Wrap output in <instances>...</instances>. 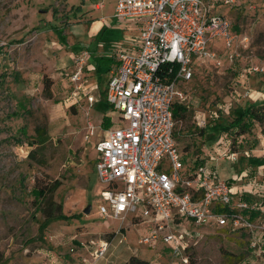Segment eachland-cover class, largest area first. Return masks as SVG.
Returning a JSON list of instances; mask_svg holds the SVG:
<instances>
[{"label": "rangeland", "instance_id": "obj_1", "mask_svg": "<svg viewBox=\"0 0 264 264\" xmlns=\"http://www.w3.org/2000/svg\"><path fill=\"white\" fill-rule=\"evenodd\" d=\"M96 2L102 7L97 9ZM115 3L0 0V264H61L69 258L77 262L78 253L88 255L85 246L110 239L104 234L116 231L108 251L94 264H123L131 255L150 264H175L179 260L172 245L162 238L138 243L155 226L150 217L142 215L140 207L123 220L105 219L97 207L101 184L95 171V141L120 120L100 98L104 90L92 88L97 98L93 104L86 98L72 103L69 75L74 67L72 58L82 50L92 55L112 52L117 43L115 31L107 27L96 31L99 23L93 27L89 23L98 17L106 20ZM215 13L230 21L240 39L246 38V46H239V55L230 63L222 40L215 38L209 46L218 50L220 64L193 61L191 79L176 80L183 94L179 100L187 112L174 120L173 136L183 163L198 158L215 170L216 179L231 178V186L240 179L246 163H253L246 159L250 149L246 146L256 143L257 134L254 130L236 137L228 127V138L232 141L235 136L236 145H240L230 148L238 152L235 159L224 157L223 148L213 146L223 132L221 122L229 123L237 115L242 88H248V69L251 65L264 67V0H234L230 4L219 0ZM213 41L218 44L212 45ZM245 69L246 80L239 77ZM103 71L101 87L109 68ZM91 74L97 79L95 72ZM256 74L264 82V70ZM229 98L232 107H237L226 119L221 106ZM103 117L109 118L110 125L105 126ZM90 127L94 134L85 138ZM199 128H203V135ZM41 130L45 134L38 137ZM249 157H253L250 152ZM55 179L60 180L53 193L59 211L46 218L37 209L39 201L34 200L32 190ZM261 188L264 190L263 185ZM86 207H90L89 212H84ZM256 221L264 226V210ZM171 230L183 235L184 240L188 234L197 235L187 251L191 264H264V229L253 233L226 231L183 219ZM238 255L243 256L241 262L236 261Z\"/></svg>", "mask_w": 264, "mask_h": 264}, {"label": "built area", "instance_id": "obj_2", "mask_svg": "<svg viewBox=\"0 0 264 264\" xmlns=\"http://www.w3.org/2000/svg\"><path fill=\"white\" fill-rule=\"evenodd\" d=\"M217 1L116 0L113 10V17L136 25L138 36L127 47L114 50L116 67L103 92L120 122L105 130L95 143V171L101 184L97 207L103 218L120 220L140 207L155 226L138 243L162 238L179 257L175 264H191L187 251L197 236L191 233L184 240L171 230L183 219L226 231L253 233L264 229L256 221L262 206L246 198L235 199L230 182L216 179L215 170L203 161L194 162L195 158L192 163H183L173 136L172 103L183 95L176 80L191 79L193 61L220 64L218 50L209 46L215 38L222 40L230 63L239 55V46H246V38L240 39L230 21L215 13ZM221 1L230 4L234 0ZM100 5L95 3V7ZM88 57L87 50L78 53L69 80L71 94H81L93 104L96 98L85 82ZM263 69L251 65L248 70ZM93 134L90 127L85 138ZM222 154L230 159L236 156L231 149ZM257 212L256 217L251 216ZM111 240L102 238L90 248L85 246L87 256L78 253L77 262L65 264H94L104 257ZM70 252L75 249L70 248Z\"/></svg>", "mask_w": 264, "mask_h": 264}, {"label": "crops", "instance_id": "obj_3", "mask_svg": "<svg viewBox=\"0 0 264 264\" xmlns=\"http://www.w3.org/2000/svg\"><path fill=\"white\" fill-rule=\"evenodd\" d=\"M101 7L102 5L96 8L99 9ZM113 10H114V7H113ZM94 20L95 21H93L92 23L91 21L89 23V25L92 24L91 27H93L95 23H99L98 25L95 26L96 31L97 30L101 31L103 29H106V27L108 30L109 29L114 30L115 35H116V41H117V43H115V46L112 49V52L105 51L102 54H96V55L89 54V57L87 59V66L85 69L86 70L85 82H89L88 85L90 86V88H93L95 91L100 92L101 90L103 91L105 89L106 82L112 70L115 69L116 67L117 62L115 61L113 57L114 50H116L120 46L127 47L128 45H130V43H132V41L138 36V28L130 20L117 19L113 17V11H112V14L108 16L106 20H105V17L103 18L98 17V18H95ZM211 44L214 45L218 43L213 41ZM71 61H72L71 63H73L74 58H72ZM104 68H109V71H108V76L104 81V87H101V82L103 78L102 76H100V74L104 72L103 71ZM72 71L73 69L70 71V73ZM91 72L93 73L95 72V76L97 79L90 77L92 76ZM248 73H249L248 88H246V85L243 86L242 88L243 91L240 93V98H238L239 103H240V106H239L240 108H238V110L236 111L237 115L231 118V121L237 116H239L242 113L243 109L247 107L248 105H258L264 102V82L259 81V78L257 77L256 72H251L248 70ZM246 76H247L246 69H245V73L243 72L239 73V77H244L245 80H246ZM262 78H264V75H262ZM253 86L255 88H253ZM70 95H71L70 98H71L72 103L78 102L79 99L84 98L82 97L81 94L76 95V97H74L72 94ZM100 98L104 99L102 95L100 96ZM95 102H97V98ZM232 105H234L232 104V98H229L227 100H224L221 106V109L223 110V115L224 116L227 115L225 117L226 119L230 116L231 111L235 110V107H237V106L232 107ZM214 115L215 117L219 116L216 114V112H214ZM223 121L221 122L220 128L225 127L223 126L224 124L227 126L231 125V121L229 123L223 122ZM254 126L257 127L258 130ZM230 130L236 132L234 134L236 137L238 136L243 137L244 135H246V133L248 135L250 131L253 132L254 130L257 134L256 136H254L255 139L257 140L256 143H253L251 146H246V148H250L248 152L246 151V155L248 157V158L246 157V159L253 161V163H249V162L246 163V169H242L241 172L243 173H241L240 179H238V177L236 176L238 180H236L235 183L234 182L231 183L230 193L235 199L246 198L247 201L257 202L260 206H262L261 208L262 209L261 212H262L264 210V190L261 188L262 185L264 186V157H262L264 156V133H262L261 125L258 122H254L248 129H246V131L240 134L239 133L237 134L238 131H236V128L234 126H232ZM222 131L223 132L218 137L217 141L214 143L213 148H223L224 151H222V153H224L225 150L228 151L230 148H237V146H240V145H236L235 136H233L232 141H231L230 138H228L227 130L222 129ZM96 142L97 140L95 141V143ZM249 152L251 153V156L253 157H249ZM235 153L238 154L237 151H235ZM247 170L250 171L249 175L247 174L248 172ZM230 179L231 178L227 180H230ZM243 188H245V191L243 190ZM240 189H242L241 192H239ZM121 227L124 229V226L122 225V226H119V230ZM116 233L117 231L114 233H107V234H112L110 235V239H112L114 235H116ZM65 261H68L67 263L75 262V260L73 261L71 258L67 260L65 259ZM65 261L62 260L61 264H65Z\"/></svg>", "mask_w": 264, "mask_h": 264}, {"label": "trees", "instance_id": "obj_4", "mask_svg": "<svg viewBox=\"0 0 264 264\" xmlns=\"http://www.w3.org/2000/svg\"><path fill=\"white\" fill-rule=\"evenodd\" d=\"M233 30V29H232ZM234 31V30H233ZM172 116L174 120H179L183 115L187 112V106L182 103L179 99L175 100L172 103ZM104 118V117H103ZM105 126L110 125L109 118L106 117L103 120ZM254 122H258L261 125L262 133H264V102L258 104V105H248L245 107L242 111V113L234 118L231 121V125L227 127H221L223 130H228L229 128H232L234 126L236 128L237 134L243 133L248 129ZM199 132L201 135H203V128H199ZM38 137L42 136L44 131L37 132ZM236 133V132H235ZM198 160L195 159L194 162ZM188 163V162H187ZM60 184V180L55 179L50 184H46L45 186L41 188L33 189L32 192L35 196V201H39V206L37 209H41L42 213L44 214V217H51L55 213L59 211V205L55 202L53 199V193L55 189ZM257 213H251L252 217H256ZM123 228H120V231H122ZM104 235H112L105 233ZM243 259L242 255L236 256V261L241 262ZM123 264H150L149 261L142 259L138 256L131 255L128 260H126Z\"/></svg>", "mask_w": 264, "mask_h": 264}, {"label": "water", "instance_id": "obj_5", "mask_svg": "<svg viewBox=\"0 0 264 264\" xmlns=\"http://www.w3.org/2000/svg\"><path fill=\"white\" fill-rule=\"evenodd\" d=\"M89 210H90V207H86V208L84 209V212H89Z\"/></svg>", "mask_w": 264, "mask_h": 264}]
</instances>
